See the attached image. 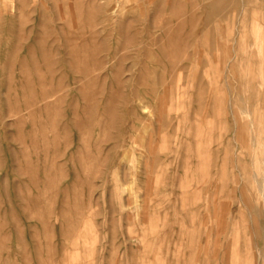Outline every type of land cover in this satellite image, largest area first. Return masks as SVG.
<instances>
[{
	"label": "rangeland",
	"instance_id": "1",
	"mask_svg": "<svg viewBox=\"0 0 264 264\" xmlns=\"http://www.w3.org/2000/svg\"><path fill=\"white\" fill-rule=\"evenodd\" d=\"M262 159L264 0H0V264H264Z\"/></svg>",
	"mask_w": 264,
	"mask_h": 264
},
{
	"label": "bare ground",
	"instance_id": "2",
	"mask_svg": "<svg viewBox=\"0 0 264 264\" xmlns=\"http://www.w3.org/2000/svg\"><path fill=\"white\" fill-rule=\"evenodd\" d=\"M219 1H221V3L223 2V1H226V0H219ZM203 3V2H202ZM216 4H220V2H217ZM222 14V13H221ZM240 14H241V12H240ZM259 155V154H258ZM262 161L264 162V160L262 159ZM262 162V163H263ZM256 164H258V163H256ZM263 168V167H262ZM255 176V175H254ZM256 180L258 181V179L256 178ZM264 181V180H263ZM262 181V182H263ZM259 182V181H258ZM262 188V187H261ZM258 247V246H257ZM258 251V250H257Z\"/></svg>",
	"mask_w": 264,
	"mask_h": 264
}]
</instances>
